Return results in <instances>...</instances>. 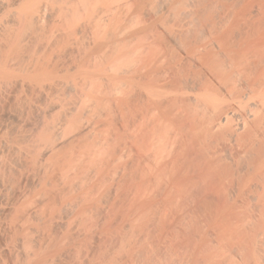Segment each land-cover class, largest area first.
Returning a JSON list of instances; mask_svg holds the SVG:
<instances>
[{
	"label": "bare ground",
	"instance_id": "6f19581e",
	"mask_svg": "<svg viewBox=\"0 0 264 264\" xmlns=\"http://www.w3.org/2000/svg\"><path fill=\"white\" fill-rule=\"evenodd\" d=\"M1 138L0 264H264V0H0Z\"/></svg>",
	"mask_w": 264,
	"mask_h": 264
},
{
	"label": "rangeland",
	"instance_id": "374dc122",
	"mask_svg": "<svg viewBox=\"0 0 264 264\" xmlns=\"http://www.w3.org/2000/svg\"><path fill=\"white\" fill-rule=\"evenodd\" d=\"M1 141H2V142H1ZM4 141H5V139H3V138L0 139V147L3 146V144L5 143ZM2 143H3V144H2ZM11 145H12V144H11ZM10 147L13 148V147H15V146H9V148H10ZM1 149H2V148H1ZM10 151H11V150H10ZM15 151H17V150H15ZM10 194H13V195H14V193L11 192V193L8 194V198H9V197H10V198L13 197L12 195L10 196ZM1 195H2V194H1ZM0 197H1V196H0Z\"/></svg>",
	"mask_w": 264,
	"mask_h": 264
}]
</instances>
